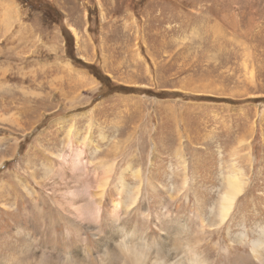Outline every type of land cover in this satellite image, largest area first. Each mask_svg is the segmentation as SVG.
I'll return each mask as SVG.
<instances>
[{
	"label": "rangeland",
	"instance_id": "1",
	"mask_svg": "<svg viewBox=\"0 0 264 264\" xmlns=\"http://www.w3.org/2000/svg\"><path fill=\"white\" fill-rule=\"evenodd\" d=\"M26 1L0 0V264L37 263L38 241L82 248L51 202L71 193L90 225L101 206L105 231L120 203L149 264L185 259L161 243L185 221L187 234H206L209 264H264V0ZM41 2L58 22L43 18ZM85 64L118 92L104 94ZM112 168L126 189L100 198ZM234 174L242 191L222 220Z\"/></svg>",
	"mask_w": 264,
	"mask_h": 264
},
{
	"label": "bare ground",
	"instance_id": "2",
	"mask_svg": "<svg viewBox=\"0 0 264 264\" xmlns=\"http://www.w3.org/2000/svg\"><path fill=\"white\" fill-rule=\"evenodd\" d=\"M110 165H111V163H110ZM113 168L107 172V174L102 178V180L100 182L95 180L96 182H98L97 191H98V195L100 198L104 197L107 194V191L109 192V191L114 190L115 193H119L121 195L122 191H124L126 189V186H124V185H121L120 188L118 187L120 182H122V180L124 181L125 179H122V172H120L121 174L119 173L117 175ZM235 173H236V171H235ZM102 176H100V178ZM138 177L141 180V178H142L141 174L138 175ZM240 180H241V177L239 176V174L238 175L234 174L230 177L229 183L226 184L228 186H227V188L225 187L226 191L224 190L225 192L221 196L219 206H218V208H219L218 212H219V215L222 216L221 217L222 220L226 219L227 214L231 212L232 208L234 207L235 199L238 197V195L242 191V187H241L242 183L240 182ZM142 181H144V180H142ZM145 181H146V183L150 182L148 179H145ZM149 184H151V183H149ZM66 193H68V191ZM68 194H70V193H68ZM38 195H39L40 201L34 202V205L37 207L39 205L44 204V199L42 198L41 194H38ZM89 198H90V196H89ZM73 199H74V197L71 193L70 197H66V195H65L62 199L56 198L55 200H53L51 202H53L54 205H56L57 209H60L63 216L66 218V220H68V222L70 224V228H72L77 234L81 233L80 234V236L82 235L81 240H85L86 243H84L82 245V248H79L78 250L73 249L74 252L67 253V251L62 252V251L58 250L55 246L51 247V246H48L46 244L44 245L43 243L38 241V246L41 248V251L39 252V256H37V258H39V261L35 264H110L111 262H117L118 264H149L150 256H149L148 250L146 248H141V247L133 244L132 239L134 237V234L131 233L130 229H127L125 227V223H122V222L120 223V219L118 218L120 216V214L122 213V210L119 208L120 203H117V202L114 203L112 209H110L109 212L107 211L108 216L112 221V226H111V231H105V229L103 228V225H104L103 224L104 223L103 218L104 217H103L101 206H99V209L96 211L97 226L96 225H90V224L86 223L88 219L86 220V222L84 221V218H83L84 213L81 212L79 208H77L78 205H77V207H75V201H74L75 199L74 200ZM88 200L85 202H88ZM28 201H29V199H28ZM73 201H74V203H73ZM97 203L98 202H96V204ZM144 203H145V201H144ZM94 204H95V202H94ZM134 207L130 208L129 211H126V212L129 214L131 209H134ZM40 209H41V206H40ZM85 209H87V208H85ZM105 209H107V208H105ZM144 210H145V212H144ZM86 211H88V209ZM88 213H89V211H88ZM140 213L141 214L143 213L145 218H147V219H149L151 216L149 214L150 213L149 209L146 206H145V208L144 207L141 208ZM105 214H107V213H105ZM93 216H94V214H93ZM108 216H107V218H108ZM160 217H162V216H160ZM154 218L158 220V216H155ZM105 220H106V218H105ZM185 223H186V221L181 226V228H177L176 230L173 229L172 235H170L171 234L170 230H169V232L167 231L165 233V235L167 234L166 238H165V242L164 241L161 242L162 245H164L166 243V245L171 250H180V249L186 250L187 255H186L185 259L182 262H174L172 264H209L206 253L201 248L202 247L201 245L205 241L206 234H204V232L201 231V232H199L198 235L196 234L197 236L193 234L194 237H192V235L187 234L191 231L188 232V227L185 225ZM56 224H58L57 221H56ZM31 226H33V225H31ZM219 226H220V224H219ZM129 228H130V226H129ZM21 231H22L21 227H18L17 234H19V232H21ZM194 231H195V229H194ZM117 232H119L120 235H118ZM88 233H90L94 237V239L97 238V245H96L97 247L93 248L92 246L88 245V244H90V243H87V240H89V238H90V237H88ZM67 235H65V236H67ZM27 236L29 237V236H31V234L28 233ZM129 239H131L132 243L129 241ZM171 239H173V240H171ZM27 240H29V239H27ZM146 240H149V241L152 240L153 242H155V240L152 237H149L148 234H145L142 237L143 242H146ZM73 241H71V242H73ZM254 251L256 253L258 252L256 250H254ZM99 252H100V258L97 257V253H99ZM168 252H169V250H168ZM164 255H165V253H164ZM182 255H185V254L183 253ZM26 257H27L26 259H29L28 256H26ZM43 257L45 259H43ZM31 258H32L31 259L32 261L37 260L36 254L31 255ZM4 264H10V263H9V261H5ZM112 264H114V263H112ZM150 264H167V263L163 259H160V260L155 259L154 261H151Z\"/></svg>",
	"mask_w": 264,
	"mask_h": 264
},
{
	"label": "trees",
	"instance_id": "3",
	"mask_svg": "<svg viewBox=\"0 0 264 264\" xmlns=\"http://www.w3.org/2000/svg\"><path fill=\"white\" fill-rule=\"evenodd\" d=\"M19 1L22 2L23 4L28 3V1L26 0H19ZM39 4L41 5L42 8L43 18H46V20H52L54 22H58V19L62 17L60 12L51 4L47 2H41ZM65 39H66L68 55L70 56V58L73 59L74 64L77 65L78 63H80V60H78L77 57L75 56L74 48H73L74 44L72 38L68 35L67 31H65ZM84 67L88 68L91 71V73L100 81V83L104 88L103 89L104 94H112L118 92L117 86L114 85L112 81L107 76H105L100 70H98L96 66L85 64Z\"/></svg>",
	"mask_w": 264,
	"mask_h": 264
}]
</instances>
